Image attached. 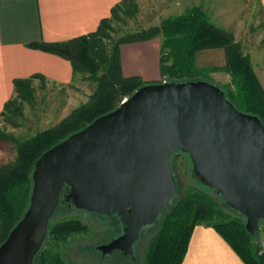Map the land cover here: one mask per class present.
Segmentation results:
<instances>
[{"label":"water","instance_id":"water-1","mask_svg":"<svg viewBox=\"0 0 264 264\" xmlns=\"http://www.w3.org/2000/svg\"><path fill=\"white\" fill-rule=\"evenodd\" d=\"M184 152L200 180L245 217L254 234L264 222V125L238 110L206 80L148 83L115 109L43 152L22 218L0 245V264H32L63 189L85 211L117 213L122 234L102 254H133L176 190L171 155Z\"/></svg>","mask_w":264,"mask_h":264},{"label":"trees","instance_id":"trees-1","mask_svg":"<svg viewBox=\"0 0 264 264\" xmlns=\"http://www.w3.org/2000/svg\"><path fill=\"white\" fill-rule=\"evenodd\" d=\"M136 7V0H120L93 32L64 41L30 44L32 48L68 60L73 77L78 73L87 74L94 87L87 101L72 108L56 124L19 138L1 125H18L24 103L34 102L32 81L46 79L41 74L13 79V93L0 111V141L13 143L15 149V156L0 164V245L28 207L37 158L97 117L115 109L125 97L147 84L139 76L123 75L120 44L163 35L159 46V83L163 80L182 82L183 78L185 81L198 80L194 78H208L210 72L224 71L229 76L224 89L220 87L225 97L238 110L258 116L264 125V91L248 57L242 54L241 45L232 40L231 34L214 25L200 6H192L181 14L165 18L159 27L125 33L112 40L111 24L131 16ZM167 48L170 50L168 55L164 52ZM205 48L223 49L224 64L196 66L195 53ZM201 77L199 80L205 79ZM201 222L213 227L246 264H263L264 238L255 241L254 234L245 229L241 217L228 215L212 196L195 187L187 188L184 195L165 211L158 232L148 244L145 264H181L190 235ZM83 228L79 219L73 217L50 221L32 264H62L57 245ZM259 231L264 233V227Z\"/></svg>","mask_w":264,"mask_h":264},{"label":"rangeland","instance_id":"rangeland-1","mask_svg":"<svg viewBox=\"0 0 264 264\" xmlns=\"http://www.w3.org/2000/svg\"><path fill=\"white\" fill-rule=\"evenodd\" d=\"M136 3L137 7L131 16L111 24L112 40L125 33L159 27L165 18L181 14L192 6H200L210 16L214 25L227 31L232 35V40L241 45L242 54L248 57L252 71L264 91V17L259 0H136ZM163 39L164 36L159 34L145 41L155 40L160 46ZM122 45H119V56ZM164 52L168 55L170 50L167 48ZM160 55L159 47V57ZM195 55V65L198 67L220 66L225 61L224 51L221 48H205L197 51ZM199 78L194 79L199 80ZM45 79V81L40 79L32 81L34 102L24 103L23 115L18 125L13 127L2 124L1 127L15 133L19 138L50 127L66 116L72 108L87 101L94 87V83L87 79V74L84 73H78L75 77L72 74L70 79L64 82L46 77ZM200 80H206L224 89V83L229 80V76L224 71L216 70L210 72L208 78ZM181 81H185V78ZM14 156L13 143L0 141V164L11 160ZM170 163L176 181L175 193L158 218L152 224L141 228L139 238L134 242L132 255H126L121 250L102 254L98 246L105 245L122 234L118 215H101L79 209L72 200L65 198L66 191L63 189L50 221L73 217L79 219L84 228L57 245L62 264H145L148 244L158 232L165 211L184 195L187 188L195 187L207 192L219 203L225 213L241 217L245 221V217L230 208L216 189L200 180L193 169L192 161L184 152L175 151L171 155ZM198 225L205 224L201 222ZM259 225L260 229L263 228L264 222L261 221ZM263 238L262 231L258 230L254 233L255 241L259 242Z\"/></svg>","mask_w":264,"mask_h":264},{"label":"crops","instance_id":"crops-1","mask_svg":"<svg viewBox=\"0 0 264 264\" xmlns=\"http://www.w3.org/2000/svg\"><path fill=\"white\" fill-rule=\"evenodd\" d=\"M118 1L0 0V111L13 93V79L41 74L64 82L72 75L68 60L30 44L64 41L93 32ZM259 1L264 17V0ZM120 61L124 76L159 83V42L123 44ZM181 264L246 263L212 227L196 225Z\"/></svg>","mask_w":264,"mask_h":264},{"label":"flooded vegetation","instance_id":"flooded-vegetation-1","mask_svg":"<svg viewBox=\"0 0 264 264\" xmlns=\"http://www.w3.org/2000/svg\"><path fill=\"white\" fill-rule=\"evenodd\" d=\"M65 191H66V189H65ZM66 192H67V191H66ZM69 200H71V199H69ZM114 214H117V213H114ZM112 215H113V214H112ZM112 215H111V216H112ZM117 215H118V214H117ZM118 219H119V216H118ZM119 221H120V220H119ZM120 224H121V222H120ZM121 225H122V224H121ZM146 226H147V225H146ZM122 228H123V226H122ZM121 233H122V232H121ZM116 237H117V236H116ZM133 245H134V243H133ZM132 248H133V247H132ZM113 251H115V250H113ZM113 251H112V252H113ZM116 251H119V250H116ZM121 252H123V251H121Z\"/></svg>","mask_w":264,"mask_h":264},{"label":"bare ground","instance_id":"bare-ground-1","mask_svg":"<svg viewBox=\"0 0 264 264\" xmlns=\"http://www.w3.org/2000/svg\"><path fill=\"white\" fill-rule=\"evenodd\" d=\"M164 82V81H163Z\"/></svg>","mask_w":264,"mask_h":264}]
</instances>
